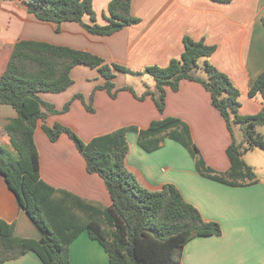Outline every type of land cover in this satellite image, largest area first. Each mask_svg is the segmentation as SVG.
Returning a JSON list of instances; mask_svg holds the SVG:
<instances>
[{"label":"crops","instance_id":"crops-1","mask_svg":"<svg viewBox=\"0 0 264 264\" xmlns=\"http://www.w3.org/2000/svg\"><path fill=\"white\" fill-rule=\"evenodd\" d=\"M111 0H92L98 25L107 23V6ZM25 0H0V76L3 74L12 48L19 39L47 42L87 51L108 64H116L134 72L149 66H166L183 50L184 37L214 46L208 59L225 74L238 89L239 114L253 116L264 109L259 98H250L249 89L264 71V0H131L130 15L138 20L111 36H92L80 24L64 22L59 26L41 22L25 10ZM88 24V17L83 18ZM116 73L115 87H131L141 95L146 87L144 75L133 76L136 82ZM72 85L62 93H41L39 97L61 110L71 101L67 112L48 116L45 124H60L71 129L84 142L117 129L136 126L146 129L152 121L165 117L177 118L189 128L205 164L217 172L226 171L229 160L226 149L232 135L219 113L211 104L209 93L198 83L183 80L174 92L166 87V104L160 115L150 96L137 100L129 91H119L111 98L104 90L94 92L93 113L86 110L85 100L95 87L104 83L95 69L75 66L70 73ZM120 81V82H119ZM153 81V80H152ZM15 109L0 104V145L8 146L4 127L16 118ZM38 121L34 141L39 153L40 177L48 185L68 191L85 200L104 206L111 198L103 180L86 171V163L67 135L50 142ZM263 127V126H262ZM233 137L237 142L242 134ZM264 137L263 129L258 132ZM129 152L126 169L144 189L159 191L165 184L175 186L186 202L193 205L205 221L219 224L220 237L195 238L182 251L181 264H264V152L252 150L243 156L258 182L246 187H230L199 175L193 159L177 142L165 139L163 146L153 152L144 151L137 134L126 135ZM0 219L14 227L20 238L39 239V233L16 202L0 176ZM69 264H110L103 247L80 233L69 246ZM5 264H43L28 252Z\"/></svg>","mask_w":264,"mask_h":264},{"label":"trees","instance_id":"trees-1","mask_svg":"<svg viewBox=\"0 0 264 264\" xmlns=\"http://www.w3.org/2000/svg\"><path fill=\"white\" fill-rule=\"evenodd\" d=\"M130 3L131 0H111L105 25L96 23L92 0H25L24 5L27 13L41 22L58 26L74 22L92 36H111L138 22L130 15ZM84 17H88V24L83 22ZM261 24L264 26V18ZM183 44L182 54L166 66H149L140 72L108 64L90 52L65 46L24 39L14 44L0 76V104L13 107L17 116L4 127L10 151L0 145V176L40 238L16 237L13 225L0 219V264L28 252H33L43 264H69V246L82 232H87L90 239L103 247L110 264H181L182 251L188 242L222 235L219 224L205 221L175 186L165 184L159 191H148L125 167L129 152L126 135L133 132L146 152L160 149L165 139L179 143L204 178L230 187H246L258 182L243 156L255 149L264 152V137L256 132L257 127L264 125V109L253 116L240 115L238 89L208 61L215 47L189 37H184ZM79 65L95 69L104 80L88 100L81 94L73 97L90 113H93L94 92L104 90L111 98L119 91H129L140 101L150 96L159 114L163 115L166 87L176 92L183 80L200 84L209 93L212 106L219 111L232 135V142L226 149L229 168L224 172L209 168L188 126L177 118L152 121L146 129L123 127L89 142L82 141L75 132L60 124L48 127L47 117L67 112L71 101L58 110L44 102L39 94L67 90L73 83L71 70ZM116 73L146 74L153 80L154 89L146 87L137 95L131 87L116 88L113 82ZM248 95L264 102V71L255 79ZM38 121H42V129L50 142H56L65 134L74 143L85 160L87 173L103 180L111 198L109 206L56 189L41 179L39 153L34 141ZM235 127L241 131L240 142L233 137Z\"/></svg>","mask_w":264,"mask_h":264},{"label":"rangeland","instance_id":"rangeland-1","mask_svg":"<svg viewBox=\"0 0 264 264\" xmlns=\"http://www.w3.org/2000/svg\"><path fill=\"white\" fill-rule=\"evenodd\" d=\"M119 75H123V74H119ZM125 76L127 77V80H128L127 82H128V83H130L131 81H133V82H136V81H137V79H132V77L129 76V75H125ZM143 77L145 78L143 82H147L149 85H151V84L153 83V81H152V79L150 78V76L144 74ZM119 82H120V81H119ZM114 83H115V81H114ZM136 83L138 84V82H136ZM260 129H263V132H264V125H263V127H262V126L257 127V128H256V132H259ZM234 132H235V134H238V133H239V131H238V127H235ZM3 148L6 149V150H8V151H10L9 147H8L6 144H3Z\"/></svg>","mask_w":264,"mask_h":264}]
</instances>
